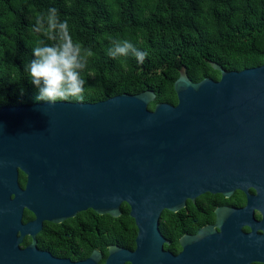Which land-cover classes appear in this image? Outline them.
<instances>
[{
	"label": "water",
	"instance_id": "95a60500",
	"mask_svg": "<svg viewBox=\"0 0 264 264\" xmlns=\"http://www.w3.org/2000/svg\"><path fill=\"white\" fill-rule=\"evenodd\" d=\"M210 65L218 81L192 82L181 67L175 106L149 110L155 94L145 91L0 108V264H96L97 252L83 262L56 259L36 237L45 222L89 209L118 218L123 204L137 228L135 250L109 246L105 264H160L164 209L264 186V64L239 72ZM24 211L33 220L23 223Z\"/></svg>",
	"mask_w": 264,
	"mask_h": 264
},
{
	"label": "trees",
	"instance_id": "16d2710c",
	"mask_svg": "<svg viewBox=\"0 0 264 264\" xmlns=\"http://www.w3.org/2000/svg\"><path fill=\"white\" fill-rule=\"evenodd\" d=\"M49 7L67 19L73 39L95 54L81 72L86 82L83 98L63 102L94 104L153 91L149 110L159 103L175 106L173 84L181 67L196 83L219 80L211 62L228 72L264 64V0H0V108L46 102L31 83L28 65L36 42L44 39L32 31L35 17ZM113 39H127L148 56L142 63L132 55L114 59L108 55ZM18 181L25 185L21 172ZM32 219L24 211L23 223ZM90 223L101 230L92 244L86 236ZM136 233L129 207L123 204L118 218L84 212L60 225L45 223L41 235L45 241L68 245L65 256L77 260L83 254L74 249L76 242L106 256L112 245L133 249ZM30 241L26 237L22 247Z\"/></svg>",
	"mask_w": 264,
	"mask_h": 264
},
{
	"label": "flooded vegetation",
	"instance_id": "af4514ba",
	"mask_svg": "<svg viewBox=\"0 0 264 264\" xmlns=\"http://www.w3.org/2000/svg\"><path fill=\"white\" fill-rule=\"evenodd\" d=\"M84 212L94 211H83L74 218ZM204 229H208L207 233L199 235ZM87 232L90 244L100 239L98 224L90 223ZM41 233L36 237L39 251L72 262L86 261L97 252L96 264H105L108 252L105 256L98 248L88 251L84 244L76 242L73 247L83 256L72 260L65 256L68 245L57 244L48 238L45 241ZM159 233L163 240L160 264H264V186L245 184L229 195L204 193L194 201L187 199L177 212L164 209ZM134 250L135 247L129 251Z\"/></svg>",
	"mask_w": 264,
	"mask_h": 264
},
{
	"label": "clouds",
	"instance_id": "9594fccd",
	"mask_svg": "<svg viewBox=\"0 0 264 264\" xmlns=\"http://www.w3.org/2000/svg\"><path fill=\"white\" fill-rule=\"evenodd\" d=\"M32 31L44 39L36 42L28 65L31 83L39 90V99L55 104L69 98L82 99L85 80L81 76L89 58L95 54L74 40L67 19L61 20L56 7L37 13ZM108 55L112 58L132 55L142 63L147 51L138 50L129 40L113 39Z\"/></svg>",
	"mask_w": 264,
	"mask_h": 264
}]
</instances>
